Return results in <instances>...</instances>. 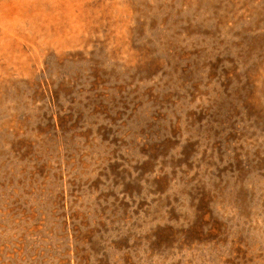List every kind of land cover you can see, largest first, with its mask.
Instances as JSON below:
<instances>
[{"label": "rangeland", "instance_id": "1", "mask_svg": "<svg viewBox=\"0 0 264 264\" xmlns=\"http://www.w3.org/2000/svg\"><path fill=\"white\" fill-rule=\"evenodd\" d=\"M0 264H264V0H0Z\"/></svg>", "mask_w": 264, "mask_h": 264}]
</instances>
